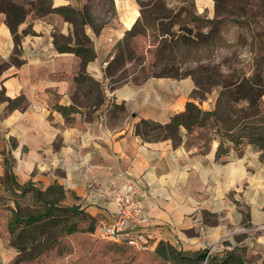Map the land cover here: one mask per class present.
I'll list each match as a JSON object with an SVG mask.
<instances>
[{
    "label": "crops",
    "instance_id": "0c3cea01",
    "mask_svg": "<svg viewBox=\"0 0 264 264\" xmlns=\"http://www.w3.org/2000/svg\"><path fill=\"white\" fill-rule=\"evenodd\" d=\"M52 8L84 12L86 0H50ZM115 23L97 34L86 26L96 58L85 71L101 82L105 105L89 118L84 109L67 121L58 106L74 105L81 58L61 53L56 37L74 44V27L59 13L32 12L16 36L0 15V177L42 188L62 185L67 206L78 207L99 225L113 222L117 208L104 189L125 191L132 183L152 217L154 246L167 243L195 253L233 244L247 233L253 264H264V161L251 145L218 158L220 141L208 147L182 140L146 142L135 134L142 120L167 124L184 112L196 90L192 78L150 77L113 89L106 68L115 45L140 18L135 0H113ZM198 15L214 0H195ZM94 16V15H93ZM114 37V38H111ZM113 39H115L113 44ZM125 112L115 116L114 105ZM97 181V183H94ZM229 229H232V231Z\"/></svg>",
    "mask_w": 264,
    "mask_h": 264
},
{
    "label": "rangeland",
    "instance_id": "374dc122",
    "mask_svg": "<svg viewBox=\"0 0 264 264\" xmlns=\"http://www.w3.org/2000/svg\"><path fill=\"white\" fill-rule=\"evenodd\" d=\"M11 1L27 7L25 0ZM135 1L139 13L142 9L144 20L140 18L142 23L136 31L129 35L126 33L115 45V55L110 62L116 59V63L107 75L111 84L115 81L119 84L128 81L144 82L166 71L173 77L179 75L177 78L181 80L192 78L195 84L203 88L196 103L203 110H215L225 86L254 78L260 86L254 101L232 103L236 113L227 125H234L235 129L231 133L223 132V143L226 146L230 138L240 136H245L243 139L246 143L249 135H264V1L255 0L247 5L228 0L221 17L214 16L213 8L210 13L202 14L207 19L215 20L216 24L203 20L191 21L197 13L194 0L185 4V0ZM86 2L84 12L93 17V29L101 31L105 26L115 23L113 0ZM3 5L4 2H0V8ZM233 8L237 14L245 11L242 22L230 15ZM166 32L169 35L163 36ZM114 111L115 116L123 113L120 110ZM216 130L213 126L196 130L191 134L188 144L206 148L213 140L222 141ZM178 142L175 140V144ZM18 203L24 213L35 210L29 195L17 198L8 179L0 177V264H195L187 259L205 249L211 257L221 259L233 252L245 264H253V256H250L252 250L246 244L248 232L234 234L233 244L225 243L229 249L214 244L195 253L181 251L183 256L168 260L158 257V245L154 246L153 242L150 249L138 250L99 239L93 232H81L59 237L55 247L39 259L24 261L22 255L11 246V236L7 229L12 211ZM78 224L80 229L86 230L91 220H81ZM93 226L97 228V224Z\"/></svg>",
    "mask_w": 264,
    "mask_h": 264
},
{
    "label": "trees",
    "instance_id": "16d2710c",
    "mask_svg": "<svg viewBox=\"0 0 264 264\" xmlns=\"http://www.w3.org/2000/svg\"><path fill=\"white\" fill-rule=\"evenodd\" d=\"M189 1L192 0H185L183 3L185 4ZM229 1L234 3V0ZM254 1L255 0H236L235 3H246L247 5H251ZM0 2H4V5L0 8V15H5L6 24L16 38L18 27L32 12H35L38 16L49 13H59L73 25L75 43H66L63 39L56 37L55 44L58 51L61 53H73L81 58L83 62V71L80 72L75 79L76 94L74 97V105L69 107L58 106L57 109L63 114L67 121H71L70 116L72 114L81 112L79 108L84 109L89 118L92 117L93 113L101 110L106 102L103 84L85 71L86 66L96 58L93 42L86 34L85 30L86 26H91L93 23V17L88 13L69 7L53 9L50 0H25L24 4L26 5L27 2V7L14 3L11 0H0ZM214 2L216 4V17H221L224 13L223 8L226 6L225 2H228V0H214ZM234 9L235 8L230 12V15L237 17L240 19V22H242L243 16L246 15L245 11L242 10L241 14H237ZM181 11L183 12V9ZM140 13L141 20H144L142 9ZM140 18L133 28L127 32L128 35L134 33L137 27L140 26V23H142ZM202 20L211 24H216L215 20L207 19L196 13L194 14V18L191 19V21L194 22ZM94 31L97 34L100 33V30L94 29ZM166 35H169V32L163 33V36ZM115 63L116 59L109 63L106 69L107 75L108 72H111L113 64ZM178 76L179 75L175 74L173 77L169 72L163 71L157 77L177 78ZM119 83L115 81L113 89L122 85ZM259 87V84L254 78L247 79L241 83L236 82L232 85L225 86L221 92L217 108L215 110H203L200 105L196 103V101L199 100L197 96L201 94L200 91L203 89L198 84L192 98L186 104L184 112L173 115L167 124L142 120L135 125V134L146 142L172 140L175 143V140H182L181 136L183 129H185L188 134H192L196 130L207 129L213 126L217 129L216 132L218 135L222 137L218 149V158L227 155L231 148L239 150L245 145L256 147L263 154L264 135H249V140L248 142L246 141V143L243 139L245 136L230 138L226 146L223 143V140H225L223 132L231 133L234 132L235 129L234 125L230 127L227 125L229 121L233 120L232 115L236 113L232 105L234 102L254 101V95L258 92ZM114 108L115 110L125 112L124 105L115 104ZM262 159L264 161V156H262ZM3 179H8L10 187L17 198H24L29 195L35 207L34 211L24 213L18 203L17 208L12 211V218L7 226L11 236L10 244L22 255V260L34 261L39 259L45 253L52 250L57 244L59 237L64 235H73L81 232L92 233L95 231L93 226L95 223L91 217L78 207L64 204L67 194L65 188L59 183L56 182L44 189L32 181L24 184L19 183L16 177L13 174H9V172L6 173ZM81 220H91L90 227L86 230L80 229L78 221ZM156 253L158 257L164 260L176 256H183L181 251L167 243H160L156 249ZM187 260L195 262V264H245L243 259L233 252L218 259L216 257H211V255L208 256L207 249L194 254L192 258H188Z\"/></svg>",
    "mask_w": 264,
    "mask_h": 264
},
{
    "label": "built area",
    "instance_id": "2783aa9c",
    "mask_svg": "<svg viewBox=\"0 0 264 264\" xmlns=\"http://www.w3.org/2000/svg\"><path fill=\"white\" fill-rule=\"evenodd\" d=\"M104 192L114 202L117 217L113 222H100L93 235L99 239L124 244L138 250L150 249L153 240L149 229L152 217L143 199L135 196L132 183L127 184L125 191L107 188Z\"/></svg>",
    "mask_w": 264,
    "mask_h": 264
}]
</instances>
